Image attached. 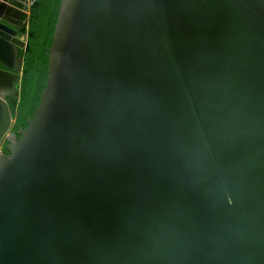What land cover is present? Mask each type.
I'll use <instances>...</instances> for the list:
<instances>
[{"label": "water", "instance_id": "obj_1", "mask_svg": "<svg viewBox=\"0 0 264 264\" xmlns=\"http://www.w3.org/2000/svg\"><path fill=\"white\" fill-rule=\"evenodd\" d=\"M25 2L0 0V146ZM20 133L0 264H264V0H62Z\"/></svg>", "mask_w": 264, "mask_h": 264}, {"label": "trees", "instance_id": "obj_2", "mask_svg": "<svg viewBox=\"0 0 264 264\" xmlns=\"http://www.w3.org/2000/svg\"><path fill=\"white\" fill-rule=\"evenodd\" d=\"M62 0H38L30 10L26 29L27 45L21 50L24 56L20 98L13 106L15 123L13 130L27 127L33 118L46 86L49 48L52 44L55 24ZM21 133H18L20 136Z\"/></svg>", "mask_w": 264, "mask_h": 264}, {"label": "flooded vegetation", "instance_id": "obj_3", "mask_svg": "<svg viewBox=\"0 0 264 264\" xmlns=\"http://www.w3.org/2000/svg\"><path fill=\"white\" fill-rule=\"evenodd\" d=\"M0 68H3V66L0 64ZM5 100H7V102H8V104H9V107L11 108V109H13V106H14V104H15V100H13V99H5ZM2 110H3V116L5 115V107H4V105L2 104ZM21 128L19 129V130H17V131H14L13 130V127L11 128V130H10V134H11V139L8 141L7 139H5L3 142H2V145L0 146V149H2L3 150V152H4V155L5 156H7L9 153H10V149H9V146H10V144L12 143V140H13V135L14 136H16V138H19L20 136H18V133H20L21 132Z\"/></svg>", "mask_w": 264, "mask_h": 264}, {"label": "built area", "instance_id": "obj_4", "mask_svg": "<svg viewBox=\"0 0 264 264\" xmlns=\"http://www.w3.org/2000/svg\"><path fill=\"white\" fill-rule=\"evenodd\" d=\"M38 0H26L25 5H26V9L24 10L25 13V17L27 19H29V15H30V10L31 7L37 2ZM27 35V34H25Z\"/></svg>", "mask_w": 264, "mask_h": 264}, {"label": "rangeland", "instance_id": "obj_5", "mask_svg": "<svg viewBox=\"0 0 264 264\" xmlns=\"http://www.w3.org/2000/svg\"><path fill=\"white\" fill-rule=\"evenodd\" d=\"M24 38H25V40H27V35H25V37H24Z\"/></svg>", "mask_w": 264, "mask_h": 264}, {"label": "crops", "instance_id": "obj_6", "mask_svg": "<svg viewBox=\"0 0 264 264\" xmlns=\"http://www.w3.org/2000/svg\"><path fill=\"white\" fill-rule=\"evenodd\" d=\"M24 37H25V35L23 36V39H25Z\"/></svg>", "mask_w": 264, "mask_h": 264}]
</instances>
